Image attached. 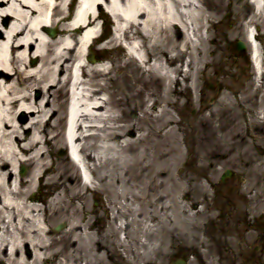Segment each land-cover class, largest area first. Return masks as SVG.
Instances as JSON below:
<instances>
[{
    "label": "bare ground",
    "instance_id": "6f19581e",
    "mask_svg": "<svg viewBox=\"0 0 264 264\" xmlns=\"http://www.w3.org/2000/svg\"><path fill=\"white\" fill-rule=\"evenodd\" d=\"M64 1L66 0H0V264H97L103 257H108L112 264H120L122 251L126 254V257H123L126 264H139L140 259L151 258L155 253L168 255L169 246L160 239L156 241L154 232L157 225L166 221H181L182 218L179 211L181 209L176 202L178 193H171L168 181L174 179L173 168L184 164L186 153L194 152L191 148L194 137H188L181 123L192 118L185 113L186 110L198 108L193 95L199 89L195 77L202 74L206 83L216 81L227 90L220 94L216 105L200 100L198 113L202 114L208 110V118L215 119L222 110L226 115L235 109L236 103L232 95L236 94L238 89L234 87V71L229 64L231 59L221 58L217 62V56L213 60L215 65L219 63L218 73L222 77L219 75L218 78L208 72L212 68L208 54L214 56L219 49L222 50L223 42L231 45L233 37L242 38V32L238 34L233 30L224 32V38L220 37L219 40V33L226 31L225 23L228 22L226 19L222 20L223 12H235L237 20L243 21V10L238 7L236 0H83L79 18L73 25L66 23L63 30L61 29L60 38L47 39V25L50 24L58 30V25L63 26L64 21L68 20L67 15H61L64 11L61 4ZM256 1L263 17L253 15L249 18L248 28L251 25H256V28H252V35L248 40L253 43L255 64L258 69H262L264 54L256 41L264 45V34L259 33L256 41L251 38L255 30H258L257 25L264 26V0ZM103 3L110 6L119 21L117 43L122 39L131 41V50L145 67L141 77L143 80L147 79L143 84L145 88L138 90L140 80L138 84L129 87L127 106L131 109L130 102L134 98L149 94V99L154 100V105L160 107L158 113L147 110L146 101L144 103L143 100L140 109L145 115L142 118L128 117L127 108L117 92H111L107 83L101 86L97 82V78L103 76L107 68L102 65V68H99L89 61L85 62V48L97 33L93 28L98 19L92 14L95 9L101 12ZM51 10L59 14L58 22L54 17L49 18ZM1 20L10 23L4 27ZM77 26L80 27L76 28ZM4 29L6 36L2 31ZM204 30L207 31V38L211 39L212 48L203 47L207 43L203 36ZM178 33H181V38L176 37ZM182 33L187 34L185 37L183 35V39ZM246 39L247 37H244L243 41L247 43ZM113 43L111 41L108 45ZM34 50L36 56L31 55ZM37 57L41 59L39 65L28 63H33ZM94 59L95 55L92 60ZM82 61L85 62L82 68L84 73L88 74L87 71H90L88 75L91 78L89 77L88 83L80 84L84 85V89L80 98L72 105L67 140L73 156L81 159L83 170L87 169L85 175L91 187L94 188L95 182H98L99 187L94 191L107 194V200L103 199L99 206L97 202L93 208L88 202L94 191L90 192V188L82 186L78 176L71 173L66 158L56 157L63 140L60 138L58 125H52L58 113L57 106L60 105L57 95L62 89L59 86L68 85L73 79L79 81L77 73L81 68H78V65ZM127 67V63L122 66L124 69ZM65 73L67 76L62 81L60 76ZM181 77L186 84L172 91V85H182ZM191 81L194 82L193 86L187 84ZM150 82L156 89L149 88ZM246 84L249 89H246L243 96L247 94L252 102L255 101L252 103L254 111L245 106L243 97L237 95L236 100L246 117L247 136L239 132L233 134L238 129L245 131V127L241 123L237 126V120L232 118L228 125H224L223 118H218L217 132L209 129V137L202 139L205 133H197L196 139L201 141L199 144L205 146L208 143L210 147L207 152H196V167L192 169L196 173L200 172L199 176L206 179L207 183L213 184L217 173L214 171L212 175H205L198 170V166L201 169L208 166L207 169H210L225 164L223 162L227 158L221 152L220 143L216 138L217 135L220 136L219 133L239 139L241 148H248L249 138L252 137V144L256 149H260L264 143L263 139L260 140L258 136L254 137L250 133L252 124L259 135L264 134V122L261 118L264 114V93L256 85L255 79H247ZM36 87L43 89L42 100L34 99L30 93ZM159 89L161 91L158 95ZM102 92H105L104 96H101ZM171 92L177 96H189L185 111L178 109L180 100L173 101ZM203 96L208 98L210 95L203 91ZM171 109L176 112L179 110L178 115L182 122L172 115ZM18 111L27 113L31 118L28 126L27 121L16 120L15 114ZM119 112L123 115L117 114ZM205 119L207 120V117ZM206 120L196 122L191 119L190 123L194 130L197 131L201 127V132H205L208 124ZM8 126L12 127L11 131H8ZM65 137L63 139L66 142ZM27 162L31 165L30 170H27L28 175L13 182L11 167L17 168ZM260 162L259 167H263L264 160L261 159ZM185 171L181 170L182 173ZM38 184L39 189L44 186L52 189L54 196L46 205L39 203L41 190H38ZM176 187L178 192L181 191L179 185ZM188 192L183 194L187 203L201 206L198 212L192 213L195 218L198 217L197 213L202 214L201 210L211 208L208 203L209 193L203 192L204 201L198 202L191 194H186ZM100 206L113 213V217L108 218L104 231L105 238L112 241V245L107 247V252L98 239V224L101 221L97 212L101 210ZM173 207L176 209L173 215L179 211L175 216L168 214ZM213 209L214 207L209 211L216 216L210 215L206 222L200 223V227L197 226L199 246L195 241L178 244V235L172 234L171 239L175 245L173 248L195 256L189 264L215 262L218 251L231 245L232 240L220 237V234L224 237L225 235L218 221L223 220L224 216ZM154 210H160L161 215H157ZM50 211L51 216L57 215V218H61L60 220L68 225L60 239L55 237V231L49 224ZM242 212L247 215L246 211ZM239 213L229 211L228 220L224 219L228 222L226 225L230 224L231 215L237 216ZM91 214L97 215L98 223ZM209 222L214 224L208 226ZM136 224L139 226L138 233ZM245 230L248 233V229ZM247 233L244 232L246 238L249 237ZM123 234L125 238L122 240ZM232 234L230 230L228 236L232 237ZM137 237L136 245L140 244L139 249L144 252L140 253V256L137 249L132 248V243ZM61 238L66 241L64 246L61 245ZM204 244L207 253L200 249ZM128 246L131 249L129 253ZM227 252V249L222 250V253ZM206 254L207 261L204 258ZM228 263L244 262H236L233 259Z\"/></svg>",
    "mask_w": 264,
    "mask_h": 264
},
{
    "label": "rangeland",
    "instance_id": "374dc122",
    "mask_svg": "<svg viewBox=\"0 0 264 264\" xmlns=\"http://www.w3.org/2000/svg\"><path fill=\"white\" fill-rule=\"evenodd\" d=\"M73 1H74L73 6L76 7L77 0L76 1L73 0ZM73 1L72 0H66V1H64L61 4V9H64V11L62 12L61 15H64L65 13L69 14V12L70 13L73 12V9H72L73 6H71L72 4L70 3V2H73ZM236 2H237L236 4L239 7V6L243 5V4H245L246 0H236ZM53 5H55V3ZM252 9H253V6H250V7L248 6L246 11L250 12V11H252ZM54 13H55V18H57L59 16V14H56L55 11H54ZM235 14L236 13L234 12V16L230 17L229 13L227 11H225V12L222 13L221 17H222V20L223 19H228V21L231 20L230 22H228L226 24L227 32L233 31L234 28H235L236 31L242 32V34H243V27H241V25H242L244 19H243V21L240 20L238 23L235 24L234 23ZM245 14H246V12L244 11L243 15H242L243 18H245ZM72 17H73V15L71 16V18ZM1 22H2V20H1ZM232 22L234 24L233 26L231 25ZM2 23L4 24V27H5V26L9 25L10 22L6 21V22H2ZM66 23L67 22L64 21V25L63 26L59 25V27L63 30V28L66 25ZM99 26H100V23L97 22L93 29L96 30V32H99L101 30L99 28ZM2 31H3L4 35L6 36V34H7L6 30L4 29ZM113 31H114V29L111 31V35L112 36L109 38L108 41H113L114 40ZM214 33L217 34V31H214ZM203 34H204L203 36H204V39H205V43L207 41V43L204 44L203 47L208 46L209 48H212L213 44L211 43V39L207 38V35H208L207 31L204 30ZM183 35H184V37L187 36L186 33H182V39H183ZM212 36H213V34H212ZM176 37H178V38L180 37L181 38L179 33L177 34ZM220 37H222V36L221 35L219 36V40H220ZM233 38H234V42H235L237 37H233ZM208 40H209V42H208ZM225 43L226 42L222 43V48L224 47V50L227 52V56L229 55V57H231V56L234 55V57H232L233 58L232 60L235 62L234 67L237 66L236 68H238V70L235 69V72H237V78H236L237 81H235V83L236 82L238 83V78L241 76L242 73L244 74V76H245V74L248 75V76H252L251 75L252 70L249 69V67L248 68L245 67L247 64H245L243 60H239L238 59L239 61H243V63L237 62L235 60V58H238L237 56L235 57V54H237V52L232 50L231 47H228V45H226ZM237 43L235 42V45H237ZM119 45H120V43L115 44V42H114L113 46H115V47H113V46L112 47H108V49H106V50L102 48V46H103L102 44L99 45L98 43L93 47V49L95 48L97 50H100L99 48L101 47L102 48L101 50L104 52L102 57H106L107 59H109V60H107L108 63L106 65L104 64L105 67H107L108 70L102 74L103 76H100V77L97 78V82L99 84H101V86L104 85L105 83H107L111 87V89H110L111 92H117V94L120 96V98L123 99V105H125V108H127L126 115L128 117H131V118H136V117L142 118L143 115H145L144 111H142L140 109V105L142 104L143 100H144V103L146 101V109L147 110L150 111V109H151L155 113H158V110H160V107L154 105V100L152 98L149 99V94H147L145 97L140 96L139 98H134V100H132L130 102L131 103V109L127 106V95L130 93L129 87H133L136 83L138 84V80H140L141 84H138V90L144 89L145 87L143 86V84L147 81V79L145 78V80H143V78H141V77H143L144 71H145V67L143 66V62L140 64L137 60H135V58L129 57V55L127 54L125 49L121 45L120 46ZM85 52H86V50L84 51V54H85ZM87 53H88V51H87ZM220 53L221 52L219 51L218 54L216 55V57L217 56L220 57ZM31 55L32 56H36L35 50L32 51ZM227 56H225V59H227ZM92 58H94V57H92L91 54L89 56L87 54V56L84 57L85 60L86 59L87 60L90 59L91 61H92ZM208 59H210V61L212 62V68L208 72H209V74L213 75V73H215V71L218 69L219 66H218V63H216V65H215V63L213 61V57H210V54H208ZM187 60L188 59H186V61ZM218 60L219 59H217V61ZM40 61H41V59L37 57L35 59V62H34L33 65H36V66L39 65ZM84 61L80 62V64H84L85 63ZM110 62H111V64H110ZM125 63L128 64V67L126 69L122 68V66H124ZM242 64H243V66H242ZM111 65H112V67H111ZM239 65L241 66V68H240ZM85 72H86V70H85ZM184 72H186V67H184ZM87 73L89 74L90 71H87ZM88 74H85L86 77H90L89 76L90 74L89 75ZM66 76H67L66 73L63 74L62 76H60L62 81L65 80ZM0 78H1V75H0ZM201 78H202L201 75L195 77V80L198 81V83H199V89H197L194 92V94H193L194 95V100L196 101L197 106H198L197 109H188V110H186L185 104L188 101L189 96H177L173 92L170 93V97L172 98L173 101H175L176 99L180 100V107H178V109L180 111H185L186 110L185 113H188L187 115L189 117H192L191 119L193 121L195 120L196 122H199L202 119L204 120L207 117L208 124H207V128L205 129V132H201L202 131L201 127L196 131V130H194L192 124L190 123L191 119L185 120L184 122H182L180 120V118H179V115H178L179 110H177V112H176L175 109L174 110L171 109L172 115L178 121L182 122L181 124H183V127L185 129V132H187L188 137L189 138L194 137L192 145H191V148L193 149L194 152H191L190 154L186 153L187 157L184 160V164L181 165L180 167L178 166V167L173 168L172 177H174V179L168 181V188L172 191L171 193H174V194L178 193V195L176 196V202L178 203L177 205H179V208L181 209L179 211H180V216L182 218H181V221L180 220H178L176 222L175 221L174 222L166 221L165 223L163 222V223H161V224L156 226L157 230L154 232L155 237H156L155 239H157L156 241H158V239H160L163 242H165L166 244H167V242L169 240H171L172 234H176V235L179 234L181 236L180 240H181V238H188L189 241L190 240H194V239L196 241V239L200 238L199 237V228H197V226L200 227V223L206 222L207 218H209L210 215L216 216V215L212 214L209 211V210H211L212 207H214L213 210H222V209H224V207H227L229 205L231 210H240L241 213H242V210H250V212H253L254 209H255V211L256 210H264V203H260L261 200H264V191L261 192L259 190L261 188V187H259V186H261V184L264 186V166L263 167H259L261 165V163L258 162V160H260L261 158H264V155L261 156L257 152V150L255 149V147H252L251 144H249L248 148H241L240 147L241 145L238 144L239 143V139H234L233 136L226 137L225 134H223V133H221V134L219 133L220 136H218V135L216 136L217 141H219L220 146H221V150H222L221 152L227 156V158H226L227 161L225 160L223 162L225 164H223L222 166L217 165L216 167H214L212 169L211 168L207 169L208 166H206L205 169H201L198 166V170H200L201 173L204 172L205 175H208V176L212 175V173L214 171H215L214 173H217V175L215 176V179L213 181L214 185L217 184L216 187H212V185H210V183L206 182V179H204L203 177H200L198 174L195 175L193 173L194 172L193 169H188L189 166H187L186 162L188 163V161H190V163H191L190 167H196V165H195L196 162H197V159H195L196 152L197 153H199L201 151H206L207 152L208 147H210V145L208 143L205 146H201V144H199L201 141L196 139L197 133H200L201 135L203 133H205V134L202 135V137H203L202 139H204L206 137H209L207 135L209 129L214 128L213 130L215 132H217V119L218 118L219 119L220 118L224 119V125H228V124L231 123L230 118L237 120V121H235L237 123V126H238L239 123L244 125V123H243L244 117L241 114V112H240L241 109H240V107L238 105H236L234 110H232L230 112H227L225 117H223V114L220 113V116H216L218 118L210 119V118H208L209 115H210V111L207 110V111H205V113L200 114L202 116V119H199V114H198V112L200 110L199 95H200V89L202 88V83H203ZM180 82L182 83V85H180V86L172 85V91L176 87L182 88V86H184L186 84L182 77L180 79ZM193 83L194 82L191 81V82H188L187 84H189L190 86H193ZM148 84H149L148 86H149V88L151 90L153 88L156 89V87H153L154 84H152V82H150ZM209 84H215V86H211ZM216 84L217 83H212V82L206 84L207 85L206 86L207 94L210 95V97L212 96V93H214V95L216 94V96H217L216 99H214V101H212V99H210V98L207 99V103L211 104V105L214 104V103H217L216 101L218 100V97H219L217 92L221 91V90H219L217 88ZM68 85L66 84L64 86L63 84H61L59 86L62 89L61 92L57 95L58 96V104H60V105L57 106L58 113H57V115L55 116V118L52 121V125H58L60 138L63 140L62 141L63 143L60 145L61 147H59L58 150H57L56 157H58V158H66L67 161H68L69 167L71 168V173L77 175L79 180H80V177L77 174V172L75 170V167L73 166V163L71 162V159L67 156V154L66 155H62V156L60 155V153L62 152V150L64 149V146H65V141H64L63 137H64V131H65V127H66L65 126L66 125V116H67V108H68V103H69V90H68L69 88H68ZM237 86H238V84H237ZM239 88H240V91L242 93L245 91V88H244V86L242 84H240ZM160 91H161V89H159L158 95H159ZM30 93L32 94L34 99L36 98L38 100H42V98H43V89H41L39 87L34 88V90L30 91ZM135 93H137V91H135ZM104 95H105V92H102L101 96H104ZM234 97L235 96H233V98ZM138 101H139V103H138ZM254 102H252V100L249 99V97L247 95V105H249L248 107L252 111H254V107H252V103L254 104ZM138 105H139V108L137 109ZM247 105H246V107H247ZM197 110H198V112H197ZM117 114H119L121 116L123 115L121 112H119ZM15 117H16L17 121H22V122L27 121V126H28V124L30 123V120H31V118L29 116H27V113H25L23 111H18L15 114ZM57 120H58V122H57ZM180 127L182 128V125H180ZM11 130H12V127L8 126V131H11ZM236 132L241 133L243 136L246 133L244 131V129H243V131H240L238 129L233 134H236ZM253 136H255V135L253 134ZM134 137H135V134H134ZM260 138H262V137H260ZM262 139L264 140V137ZM89 142L92 143L91 141H89ZM188 144L190 145V143H188ZM183 149H184V152H185L184 144H183ZM262 152H264V143H262ZM242 162L250 163V166L244 167V164H242ZM256 162H258V163H256ZM255 165H256V169H255ZM20 167H21V165H19L17 168L11 167L13 182L15 180H17L19 177H21V175H20ZM243 167L245 169V173L244 174L247 175V178L244 177L243 175H238ZM182 169L186 170L185 173L181 172ZM27 170H30V168L27 167ZM226 170L233 171L234 172V176L231 177L230 179L226 180L225 182H222L221 178H222V175L224 174V172ZM235 172H237L238 174H236ZM27 175H28V171L26 172L25 176H27ZM201 180L203 182L200 183ZM177 185H179L182 188L181 191H179L180 193L177 191V187H176ZM82 186H85V185H83V183H82ZM95 186H97L96 188H98L99 187V183L95 182ZM51 190L49 188H48V190H46L47 193H49V196L46 197V198H44L43 194L41 193L42 194L41 197L44 198L42 201L45 202V200H46V203L49 202V201L51 202V200H52V198L54 196L52 194ZM46 191L44 190V193H46ZM186 191H189L186 194H188V195L191 194L192 197H195L198 202H203L204 201L203 192L204 193L207 192L206 194L209 193V195H208L209 202L208 203L210 204L211 208L209 210H201L202 214L201 213H197L198 217L195 218V215H193L192 213L195 212L193 210H195V208H194L195 206L194 205H196V204L195 203H191V204L187 203V200L185 199V196L183 195V194H185ZM217 192L220 194L218 198L216 196ZM98 194H99L97 196L98 199L96 198V200L94 199L95 195L94 196L92 195L90 197V201L88 202L90 207H92V208L95 207L97 200H98L99 204L102 203L103 199L107 200V198L105 197V196H107V194H105V193L102 194L100 192H98ZM228 195H231V197H228ZM217 202H220V204L218 205ZM41 204H42V202H41ZM77 204L80 205V202H78ZM99 204H98V206H99ZM200 208H201V206H200ZM175 210H176L175 207H173L172 211L171 212L169 211L168 214L172 215V216L177 215V213H179L178 210L173 215V211H175ZM154 211H157V215H161L160 210H154ZM250 214H251V216H249V221H250V223L253 224V227H254V229H251L250 232H256V234L254 235L255 237L246 239L248 254L245 257H247L249 259H252V257H251V254H252L253 255V264H264V253L262 252V253L258 254V252L262 251L263 247H261L260 240L258 242L256 241L257 237H259V239H261L260 236H262V239H264V237H263L264 230L261 231L260 228L258 229L256 227V225L258 224L259 219H252L253 214L252 213H250ZM48 215H49V217H51L50 220H49L50 221L49 224L51 226L55 227L58 224L64 223V221L60 220L61 218H57V215L51 216L52 215L51 211L48 213ZM101 215H102L104 220L102 221L101 226H100V231L102 232V234H101V236L99 235L98 239L103 244V246L105 247L104 251L107 252V249H109L107 247L109 246V244L112 245V241H111V239L108 240V238H105V235L103 233L105 231V229H106L105 226L107 225V222H108L105 219L107 216H106L104 210H101ZM186 215H190L191 217H187ZM199 216H202V217H199ZM242 216L243 215L241 214L240 218H243V220H245V218L242 217ZM204 217H206L205 221H204ZM66 218L68 219V217H66ZM173 219H174V217H173ZM263 221H264V219H263ZM158 222L159 221H156V223H158ZM211 223L212 222H209L208 224H211ZM232 225L234 227V231H233L232 237L228 236L230 230H228V231L224 230L225 237L222 234H220V237L223 238V239L226 238V239H229V240H233L234 239L235 242L232 243V248L231 249H233L234 253H236L238 246L241 245L239 242L242 241L244 243V240H245L244 238H241V231H242V227H244V226H240V224L236 225L235 222H232ZM235 225H236V227H235ZM137 226H138V224L135 225V227L137 228L136 231L138 233L139 232V230H138L139 226L138 227ZM263 228H264V225H263ZM60 233H58V234L56 233L58 235L57 238H59V239H60V237H62V235H64L65 229L62 230V232H60ZM54 239H56V238H54ZM60 241L62 242L61 245L64 246L65 242H66L65 239L63 238ZM137 242H138V237L132 243V248L134 250L137 249V253H139V256H140V253L144 254V252L141 251V249H139V248H141L140 244L136 245ZM142 242H144V241H142ZM256 248H258V251L256 250ZM127 249H128V253H129V251H131L130 246H128ZM231 249L228 250V251H231ZM122 252L124 253V251H122ZM234 253H232V254H234ZM138 258H141V257H138ZM148 259L149 258L147 257L144 260L140 259V261L142 263L143 261H146ZM151 259L152 260L154 259V260H157V261L163 260V262H160V264H165L164 258L161 256V254L157 253L156 255H152ZM98 262H99V264H111L109 259L106 258V257L105 258L103 257ZM98 262H97V264H98ZM120 264H124L123 259H121V263ZM212 264H217V263L216 262H212Z\"/></svg>",
    "mask_w": 264,
    "mask_h": 264
}]
</instances>
